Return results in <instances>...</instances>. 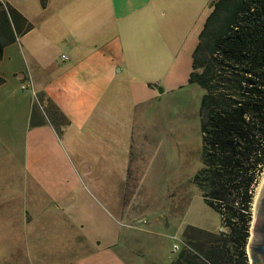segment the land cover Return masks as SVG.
Masks as SVG:
<instances>
[{"label":"crops","instance_id":"1","mask_svg":"<svg viewBox=\"0 0 264 264\" xmlns=\"http://www.w3.org/2000/svg\"><path fill=\"white\" fill-rule=\"evenodd\" d=\"M211 1L0 0L32 24L3 47L0 60L4 79L0 83V207L20 216L25 230L38 226L42 216L55 214L48 184L55 182L57 173L49 156L40 154L52 139V124L44 113L31 114L32 98L21 87L27 82L26 72L34 91L44 93L69 121L66 139L90 151L86 157L92 163L89 166H104L94 172L129 175L124 150L140 151L143 143L134 139L133 128L116 126L124 82L134 88V106L156 98L167 88L175 89L176 70L182 67L178 61L181 58L191 68L192 51ZM162 79L166 88L159 92ZM30 117L34 124L29 126ZM98 128L110 138L102 137L95 150L88 139ZM125 141L129 143L125 145ZM140 156L132 154L126 164L138 163ZM225 231L226 226H221L206 232ZM195 242L190 243L194 246ZM77 246L88 247V243ZM171 246L162 254L153 250L148 264H204L184 250L172 252ZM211 248L206 244L203 251L208 253ZM44 261L33 256L35 263ZM120 262L130 263L127 257Z\"/></svg>","mask_w":264,"mask_h":264},{"label":"rangeland","instance_id":"2","mask_svg":"<svg viewBox=\"0 0 264 264\" xmlns=\"http://www.w3.org/2000/svg\"><path fill=\"white\" fill-rule=\"evenodd\" d=\"M178 65L182 67L176 70V88H167L137 106L134 88L124 82L121 102L116 101L120 102L116 126L133 128L134 139L143 143V148H125L124 166L129 175L123 177L94 172L104 166H89L92 163L86 157L90 151L83 144L66 139L64 131L69 121L44 93L34 91L26 72L27 82H22L21 87L32 98L31 114L44 113L52 124V139L40 149V154L49 156L57 170L55 182L48 184L54 195L55 214L42 216L38 226L25 230L20 216L0 207V264H122L120 259L124 257L129 264H148L153 250L162 254L169 249L174 234L196 241L194 246L204 255V243L216 246L203 231L225 225L192 181L201 165L198 105L202 91L187 81L190 65L181 58ZM159 84L166 88L163 79ZM30 124H34V117L29 118ZM102 137L110 138L98 128L97 134L88 139L95 150L94 145ZM136 152L141 155L138 163L126 164ZM263 173L264 168L254 187L247 242L254 238V199ZM83 241L88 247L77 246ZM33 256L45 261L35 263Z\"/></svg>","mask_w":264,"mask_h":264},{"label":"trees","instance_id":"3","mask_svg":"<svg viewBox=\"0 0 264 264\" xmlns=\"http://www.w3.org/2000/svg\"><path fill=\"white\" fill-rule=\"evenodd\" d=\"M31 28L0 3V60L3 47ZM191 58L187 81L202 91L201 165L192 181L228 227L203 231L220 246L203 255L213 264H249L250 206L264 168V0H215Z\"/></svg>","mask_w":264,"mask_h":264},{"label":"water","instance_id":"4","mask_svg":"<svg viewBox=\"0 0 264 264\" xmlns=\"http://www.w3.org/2000/svg\"><path fill=\"white\" fill-rule=\"evenodd\" d=\"M214 1H211L210 7ZM158 90L162 92L163 88L159 87ZM255 207L257 221L254 227V238H249L250 240L247 242V253L249 264H264V181L259 190Z\"/></svg>","mask_w":264,"mask_h":264},{"label":"built area","instance_id":"5","mask_svg":"<svg viewBox=\"0 0 264 264\" xmlns=\"http://www.w3.org/2000/svg\"><path fill=\"white\" fill-rule=\"evenodd\" d=\"M172 252H181L186 251L190 255L196 257L204 264H213L210 260H208L195 246H193L189 240L181 235L174 234L172 235Z\"/></svg>","mask_w":264,"mask_h":264},{"label":"bare ground","instance_id":"6","mask_svg":"<svg viewBox=\"0 0 264 264\" xmlns=\"http://www.w3.org/2000/svg\"><path fill=\"white\" fill-rule=\"evenodd\" d=\"M263 181H264V173H263V177H262V179L260 180V185H259V188H261V185H262V183H263ZM258 189V188H257ZM260 190V189H259ZM258 193H259V191L257 192V194H256V196H255V203L254 204H256V200H257V196H258Z\"/></svg>","mask_w":264,"mask_h":264}]
</instances>
